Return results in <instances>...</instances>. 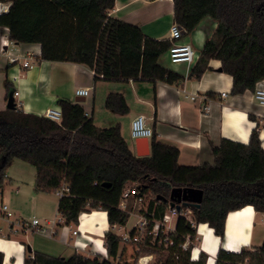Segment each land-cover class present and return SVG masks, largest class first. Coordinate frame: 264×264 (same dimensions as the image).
<instances>
[{
    "label": "trees",
    "instance_id": "16d2710c",
    "mask_svg": "<svg viewBox=\"0 0 264 264\" xmlns=\"http://www.w3.org/2000/svg\"><path fill=\"white\" fill-rule=\"evenodd\" d=\"M11 2L8 13L0 16V26L9 28V39L20 44H39L41 59L73 62L89 66L95 80H144L175 84L184 78L159 63L171 40H156L141 27L110 15L115 0H0ZM174 21L186 33L211 17L217 27L206 42L190 77L201 78L212 59L221 61V70L233 77L232 93L254 91L264 80V0H173ZM7 80V89L13 92ZM61 122L19 109L0 111V192L7 170L16 159L36 168V191L57 193L66 184L69 191L60 198L58 212L63 225L77 226L80 215L93 210L107 212L111 227L125 226L130 213L122 208L125 190L151 195L144 215L160 220L173 188H195L204 192L200 208H181L176 229L170 234L174 244L168 249L151 242L146 234L138 255L167 251L161 264H207L201 253L192 260L197 242L196 224L207 223L215 235L224 238L226 219L231 211L253 206L264 213V147L258 129L248 144L224 139L214 148L215 163L201 166L179 164V149L153 134L151 154L139 157L123 137L121 125L98 127L79 102L59 99ZM106 108L128 114L130 108L120 93H110ZM254 119L253 116H251ZM105 184H108L105 185ZM193 211L192 223L184 213ZM153 223L151 222L149 229ZM133 235V231H132ZM109 259L87 257L76 252L69 258L39 251L29 252L24 264H113L123 237L108 230L104 235ZM189 241L187 250L182 244ZM4 254L0 252V264ZM264 264V242L239 253L220 249L215 264Z\"/></svg>",
    "mask_w": 264,
    "mask_h": 264
},
{
    "label": "crops",
    "instance_id": "0c3cea01",
    "mask_svg": "<svg viewBox=\"0 0 264 264\" xmlns=\"http://www.w3.org/2000/svg\"><path fill=\"white\" fill-rule=\"evenodd\" d=\"M110 15L141 27L149 38L171 40V27L175 23L173 1L115 0ZM3 27L0 26V32L3 31ZM216 27L217 22L211 17H206L193 32L185 33L181 38V43L192 45L196 52L192 65L171 63L168 52L161 56L159 63L163 67L184 78L175 84L144 80L96 81L94 71L89 66L73 62L45 61L41 59L39 44H22L24 47L37 50L40 57L33 69L22 72L8 67L6 59L0 57V111L8 109L10 94L7 80L11 82V77L19 74L18 80L11 82L10 85L13 91L19 92L21 110L45 115L48 109L59 108L57 105L59 99L77 102L76 98L81 96H77L76 90L89 88L92 94L85 97L84 102H79L83 104L87 116L93 118L95 124L101 128L120 124L123 137L135 153L136 143L131 137V124L140 114L147 117L148 125L153 128L160 140L179 149L178 161L181 165H213L215 163L213 149L220 147L224 139L248 144L255 129H258L264 147V106L257 104L253 91L233 94V77L221 70V61L217 59L209 62V68L201 78L190 77L193 66ZM113 92L124 95L130 108L128 114L106 108L107 96ZM222 93H227V96L222 97ZM10 184H12L10 193L16 194L20 204L14 203L10 193L7 194ZM49 196H53L50 202L53 203L55 212H58L61 198L58 193L36 191V168L35 178L31 182H23L11 169L7 170V180L0 192V198L9 205L14 215L13 219H25L24 209L30 204L36 208L48 206V198H51ZM130 199L135 203L139 202L135 197L126 198L122 208L130 215L138 214L140 221L144 213L136 212L134 207L129 206ZM144 202L139 203L142 210L146 211L148 205ZM246 207H251L252 211H247L244 215H235L230 222L232 213ZM246 207L228 214L224 238L215 235L214 229L207 223L196 224L197 242L192 249V260H197L201 253H205L208 256L207 264H210L211 260L215 264L220 249L239 253L243 248L254 249L261 246L264 242V213H257L253 206ZM96 212L104 216L102 224L97 222L96 219L99 217L95 215ZM84 214L88 218L85 220V227L82 228ZM54 219L58 221L57 217ZM177 220L172 222L174 229ZM58 223L53 236L39 233L40 239H35V235L31 236L30 232L11 228L9 221H0V252L4 254L2 264H24L27 246L31 247V252L39 251L55 257L69 258L80 252L87 257L101 256L109 259L104 240L105 232L108 230L124 239L118 256L110 259L113 264H161L157 253L138 255L139 248L128 238L137 224L133 225L129 232L126 230L128 223L125 226L111 227L105 211L93 210L81 214L77 226H65L63 219ZM101 227H104L102 235ZM98 241H102L101 245Z\"/></svg>",
    "mask_w": 264,
    "mask_h": 264
},
{
    "label": "built area",
    "instance_id": "2783aa9c",
    "mask_svg": "<svg viewBox=\"0 0 264 264\" xmlns=\"http://www.w3.org/2000/svg\"><path fill=\"white\" fill-rule=\"evenodd\" d=\"M173 1V0H168ZM11 6V2H0V16L8 13ZM3 31L0 32V57H4L7 61V66L10 68H15L18 72L27 71L33 69L37 61L39 60L40 54L37 50L32 48L24 47L22 44L17 43L9 39V28L3 27ZM186 32L183 28L174 23L171 27V40L172 45L168 50L170 61L173 64L178 63H187L192 65L195 61L196 52L192 45L188 43H181L180 40ZM19 78V74H14L11 77V82H16ZM14 92L15 106L16 109L21 110L22 102L18 99L19 92ZM255 100L258 105L264 106V80L259 81L255 90L253 91ZM77 96L88 97L92 94V90L89 88H79L76 90ZM227 93H222V97H226ZM47 118L55 121L61 122L62 113L59 108H50L45 112ZM154 130L147 123V117L145 115L136 116L131 124V137L136 140L138 138H147L152 139ZM137 189V188H136ZM132 188H127L123 194V197H135L139 202L145 201V198L140 196L138 190ZM69 191V187L66 184L57 191L60 197L66 195ZM188 213L193 214L192 210L186 209L184 216H186L192 223L193 216H189ZM181 215V211H178L176 208H171L169 205L168 210L165 212L163 217L160 220L151 221L147 216L143 215L141 220L133 229V235L131 234L128 238L134 243L140 242L141 239L148 234L151 237V242L155 243L158 241L159 246L168 249L174 244L173 239L170 237V234L175 231L172 227V222ZM13 212L10 210V207L7 203L0 198V221L7 220L9 221L11 228L20 229L22 232L28 231H37L46 236H53L55 227L59 225V221L62 220V216L52 221L42 222L38 218L32 220L26 219H13ZM151 222L153 226L149 229ZM76 234L77 231H74ZM184 250H187L189 247V241L181 245ZM228 264H249L248 260H245L241 263H228Z\"/></svg>",
    "mask_w": 264,
    "mask_h": 264
},
{
    "label": "rangeland",
    "instance_id": "374dc122",
    "mask_svg": "<svg viewBox=\"0 0 264 264\" xmlns=\"http://www.w3.org/2000/svg\"><path fill=\"white\" fill-rule=\"evenodd\" d=\"M15 163L12 164V166L8 169L11 171H13L14 174H16L17 176H19V178H21V180L23 182H31L32 180H34L35 178V168L33 165L27 163V162H24L22 160H19V159H16ZM11 185H8V193H10V189H11ZM132 185L133 184H130L129 187L132 188ZM11 197H12V200L14 201V203H18L20 204L21 202L19 200H17L16 198V194H11ZM51 198H48V202H47V205L46 207L44 208H36L35 206H33L32 204L28 205L27 207H25L24 209V213H23V217L27 220H32L34 217H37L39 218L40 220H42V222L46 223V219L47 220H53L55 217L57 218H60V214L58 212H55V207L53 205L52 202V199H53V196H49ZM151 199V195L148 196V198L145 199V204L148 205V202L149 200ZM129 206H132L134 207L135 211L136 212H142L144 213V211L142 210V206L140 205V203H135L133 201V199H130V202H129ZM187 214L189 216H193L192 212L191 213H188ZM138 214L136 215L135 213H133L131 216H130V219H129V222H128V225L126 227V230L127 232H129V230L133 227V225H136L138 224L139 222V218L137 217ZM125 230V231H126ZM30 232L29 234L32 236V235H35V239L38 238L40 239V236L38 235L39 232L37 231H28ZM135 246V244H133V247ZM168 255L167 251H165L164 253H161V256L159 255L158 256V259H163L165 258L166 256ZM134 258V257H133ZM133 263V262H132Z\"/></svg>",
    "mask_w": 264,
    "mask_h": 264
},
{
    "label": "water",
    "instance_id": "95a60500",
    "mask_svg": "<svg viewBox=\"0 0 264 264\" xmlns=\"http://www.w3.org/2000/svg\"><path fill=\"white\" fill-rule=\"evenodd\" d=\"M77 102H84L85 97L76 98ZM9 109H16L14 92L10 93L8 101ZM136 153L139 157H147L151 154L150 140L147 138H138L135 140ZM108 186V184H105ZM204 192L201 189L195 188H173L170 193V197H164L159 195L158 199H163L168 202L171 208H176L181 211L182 207L200 208L203 201ZM28 250L31 251V247L28 246Z\"/></svg>",
    "mask_w": 264,
    "mask_h": 264
},
{
    "label": "bare ground",
    "instance_id": "6f19581e",
    "mask_svg": "<svg viewBox=\"0 0 264 264\" xmlns=\"http://www.w3.org/2000/svg\"><path fill=\"white\" fill-rule=\"evenodd\" d=\"M247 211H252V208L251 207H246V208H244V209H242V210H240V211H237V212H234V213H232L231 215H230V222H231V220L233 219V217L235 216V215H237V216H239V215H244V213H246ZM95 215H98V217L99 218H97L96 220H97V222H99V223H101L102 224V222L104 221V216H102V214L101 213H95ZM88 218V216L87 215H83L82 216V220L84 221V224H82V228H84L85 227V225H86V223H85V220ZM90 222V221H89ZM104 223H106V222H104ZM100 224V225H101ZM95 226V225H94ZM92 229V228H91ZM101 231H100V235H102L101 234V232H102V230H104V227H101V229H100ZM93 231H94V229H93ZM96 234V233H95ZM206 235V234H205ZM95 240V239H94ZM99 242V244L101 245V243H102V241H98ZM210 264H213V260H211V262H210Z\"/></svg>",
    "mask_w": 264,
    "mask_h": 264
}]
</instances>
